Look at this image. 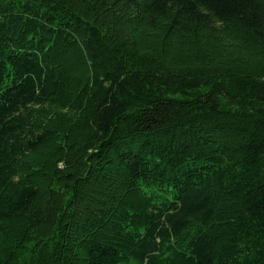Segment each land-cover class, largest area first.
<instances>
[{"label":"trees","instance_id":"obj_1","mask_svg":"<svg viewBox=\"0 0 264 264\" xmlns=\"http://www.w3.org/2000/svg\"><path fill=\"white\" fill-rule=\"evenodd\" d=\"M0 264H264V0H0Z\"/></svg>","mask_w":264,"mask_h":264}]
</instances>
